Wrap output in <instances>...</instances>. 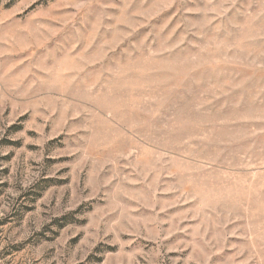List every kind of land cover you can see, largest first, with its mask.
I'll list each match as a JSON object with an SVG mask.
<instances>
[{
    "label": "rangeland",
    "instance_id": "obj_1",
    "mask_svg": "<svg viewBox=\"0 0 264 264\" xmlns=\"http://www.w3.org/2000/svg\"><path fill=\"white\" fill-rule=\"evenodd\" d=\"M0 264H264V0H0Z\"/></svg>",
    "mask_w": 264,
    "mask_h": 264
}]
</instances>
